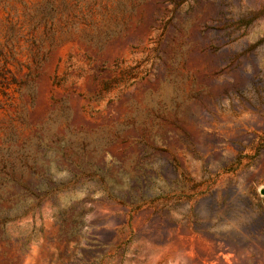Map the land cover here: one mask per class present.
<instances>
[{"label":"rangeland","instance_id":"374dc122","mask_svg":"<svg viewBox=\"0 0 264 264\" xmlns=\"http://www.w3.org/2000/svg\"><path fill=\"white\" fill-rule=\"evenodd\" d=\"M198 240L264 264V0H0V264Z\"/></svg>","mask_w":264,"mask_h":264},{"label":"bare ground","instance_id":"6f19581e","mask_svg":"<svg viewBox=\"0 0 264 264\" xmlns=\"http://www.w3.org/2000/svg\"><path fill=\"white\" fill-rule=\"evenodd\" d=\"M174 224L177 228L181 226V224L177 223L176 221H174ZM188 233H191V236L195 237L194 235L195 233H193L189 229H188ZM172 234L174 235V233L171 232L170 235ZM196 238L203 239V234L201 231L198 233ZM201 241L202 240H198L199 243H197L193 247L183 250L181 254H179L180 255L179 261L181 260L182 264H231V262L228 261V258H231V257L228 253H226V250L224 251L220 250L216 256L213 253L214 254L213 256L211 255L209 251L207 253V251L205 250V248H203V246L201 247V244H200ZM189 256H193V258L190 259L191 258L190 257L188 259Z\"/></svg>","mask_w":264,"mask_h":264}]
</instances>
